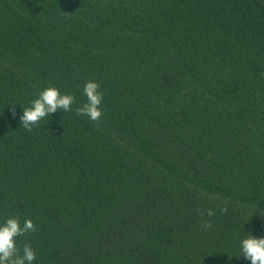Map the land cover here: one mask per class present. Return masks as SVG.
<instances>
[{"label":"trees","instance_id":"trees-1","mask_svg":"<svg viewBox=\"0 0 264 264\" xmlns=\"http://www.w3.org/2000/svg\"><path fill=\"white\" fill-rule=\"evenodd\" d=\"M89 80L98 122L75 113ZM49 86L71 110L29 132L19 117ZM8 217L36 226L16 238L32 264H251L240 241L264 238V0H0Z\"/></svg>","mask_w":264,"mask_h":264},{"label":"clouds","instance_id":"clouds-1","mask_svg":"<svg viewBox=\"0 0 264 264\" xmlns=\"http://www.w3.org/2000/svg\"><path fill=\"white\" fill-rule=\"evenodd\" d=\"M97 82L89 80L83 86V94L86 102L75 109L76 115H86L91 121L98 122L103 115L100 105L103 101V93L99 90ZM74 97L68 94H61L56 87H46L42 89L38 96L30 102V107L23 109V114L19 117L22 126L27 131H32L33 127L39 126L40 121L56 113L57 110L67 112L71 110ZM220 211L226 212L227 208L222 207ZM202 216L204 212L200 213ZM206 215L212 217L214 210L207 209ZM211 220H205L202 227L212 228ZM37 228L31 219H25L23 225L19 218L8 217L3 224H0V264H32L36 254L30 244H23L22 249L17 247L16 238L27 233L36 232ZM242 256L251 264H264V238H254L249 235L240 241Z\"/></svg>","mask_w":264,"mask_h":264}]
</instances>
